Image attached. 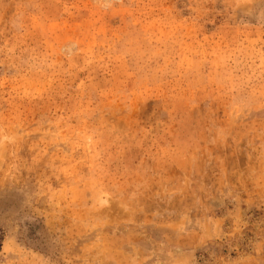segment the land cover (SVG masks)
<instances>
[{"label": "rangeland", "instance_id": "obj_1", "mask_svg": "<svg viewBox=\"0 0 264 264\" xmlns=\"http://www.w3.org/2000/svg\"><path fill=\"white\" fill-rule=\"evenodd\" d=\"M0 140V264H264V0H0Z\"/></svg>", "mask_w": 264, "mask_h": 264}, {"label": "clouds", "instance_id": "obj_2", "mask_svg": "<svg viewBox=\"0 0 264 264\" xmlns=\"http://www.w3.org/2000/svg\"><path fill=\"white\" fill-rule=\"evenodd\" d=\"M3 151V140H0V153ZM241 179L243 176L241 174ZM28 188L5 189L0 191V204L5 200H10L14 204L19 205L23 199V195ZM157 190L156 185L152 186V191ZM187 202V201H186ZM157 203L155 200H147L145 202L146 207H152ZM163 203V202H159ZM177 212L183 209L184 204L177 201H173V205ZM170 206V207H172ZM12 211H17L13 208ZM24 213L12 215L11 212L5 214L2 208H0V235L3 231L12 227L13 224L23 228L31 227V225L23 220ZM173 219H176L175 217ZM191 223V221H187ZM34 232L35 229L33 228ZM183 231V229H181ZM130 239H127L123 243V249H126L125 258L123 264H127V257L133 256L137 258V264H177L174 256V250L176 245L172 243L177 238V234L174 231L168 229L151 228L148 227L141 232L133 230L127 234Z\"/></svg>", "mask_w": 264, "mask_h": 264}, {"label": "trees", "instance_id": "obj_3", "mask_svg": "<svg viewBox=\"0 0 264 264\" xmlns=\"http://www.w3.org/2000/svg\"><path fill=\"white\" fill-rule=\"evenodd\" d=\"M0 240H1V237H0Z\"/></svg>", "mask_w": 264, "mask_h": 264}]
</instances>
